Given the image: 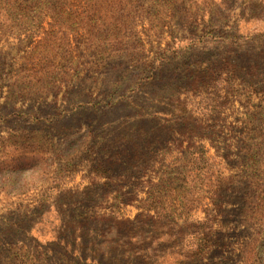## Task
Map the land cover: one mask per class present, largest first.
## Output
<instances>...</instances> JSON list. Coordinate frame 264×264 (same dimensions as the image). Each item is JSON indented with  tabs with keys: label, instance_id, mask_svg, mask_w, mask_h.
Wrapping results in <instances>:
<instances>
[{
	"label": "rangeland",
	"instance_id": "rangeland-1",
	"mask_svg": "<svg viewBox=\"0 0 264 264\" xmlns=\"http://www.w3.org/2000/svg\"><path fill=\"white\" fill-rule=\"evenodd\" d=\"M0 264H264V0H0Z\"/></svg>",
	"mask_w": 264,
	"mask_h": 264
}]
</instances>
